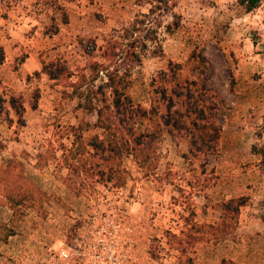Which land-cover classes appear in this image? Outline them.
I'll return each instance as SVG.
<instances>
[{
	"label": "rangeland",
	"instance_id": "rangeland-1",
	"mask_svg": "<svg viewBox=\"0 0 264 264\" xmlns=\"http://www.w3.org/2000/svg\"><path fill=\"white\" fill-rule=\"evenodd\" d=\"M59 1L66 24L44 0H0V169L7 165L25 198L12 207L0 181V264H264V174L251 151L264 136V0L249 11L242 0H168L162 15L148 12L151 0ZM144 13L156 40L128 67L133 100L147 105L150 79L169 61L182 65L196 52L204 61L198 65L209 66L202 75L221 101V135L207 185L201 162L183 158L187 142L165 133L154 171L126 157L118 187L104 181L105 164L96 175L89 146L87 154L66 151L74 147L73 127L96 121L78 106L72 83L92 61L107 63L99 47ZM51 18L55 34L46 33ZM48 63L66 65L73 76L50 79ZM12 96L24 107L21 117ZM98 133L89 126L82 142ZM238 197L246 204L226 218L223 202ZM191 212L202 226L194 235L203 239L187 249L191 261L180 263L169 234L190 231Z\"/></svg>",
	"mask_w": 264,
	"mask_h": 264
},
{
	"label": "trees",
	"instance_id": "trees-1",
	"mask_svg": "<svg viewBox=\"0 0 264 264\" xmlns=\"http://www.w3.org/2000/svg\"><path fill=\"white\" fill-rule=\"evenodd\" d=\"M261 1L242 0V4L246 11H249L257 7ZM150 4L151 8L148 11L150 13L155 9L162 15L170 8L168 0H151ZM44 6H52L59 11L61 23L68 22V15L59 0H44ZM139 16L128 27L117 32L115 37L108 39L106 45L99 47L102 51L101 57L108 62L92 61L89 73H81L77 76V82L72 83V93L79 98L78 106L89 113H94L96 121L93 124L86 122L76 128L73 127L75 132H78L75 134L74 147L66 151L75 155L87 154L89 146L93 152L88 154L93 160L95 157L98 158L94 164L97 169L96 175H104L105 170L101 166L105 164L107 175L104 181L118 187L126 181L120 168L126 157H131L138 168H146V172L154 171L157 161L156 143L161 134L165 133L187 142L189 150L183 158L190 166H193L195 161L201 162V173L205 175L203 180L207 185L212 180L214 171L210 170L208 173L206 167L209 157L218 154V141L221 135V126L218 122L221 101L216 92L207 86L208 78L202 75V70L208 72L209 66L198 65L204 61L200 54H195L196 52L191 53L185 64L169 61L164 70L151 77L147 105L133 100L128 92L131 76L128 67L132 63L140 62L141 55L148 49V44L156 40L154 36L156 28L151 27L149 14ZM51 23L46 25V33L55 34L59 30L58 23L53 18ZM4 60L5 50L0 41V65ZM189 64L193 65L191 69H187ZM54 66V63L43 66L50 79L57 80L64 75V78L73 76L66 65H56L55 69ZM9 102L14 112L21 117L24 107L18 97L12 96ZM89 126L99 129L101 133L94 135L85 143L82 142L83 132ZM258 135L261 141L254 143L251 151L258 156L260 170L264 174V136L262 133ZM154 174L156 173L152 176ZM9 176L11 177L6 165L0 169V181L4 197L14 207L21 204L25 198L21 188L15 185ZM188 185L191 188L194 186L191 181H188ZM35 191L40 193L37 189ZM246 199L247 197H238L224 201L222 206L226 218L230 216L229 214L236 217L240 207L246 204ZM35 202L37 201H32V207L35 206ZM193 217L194 213L191 212L190 217L185 218L186 224L190 225V231L187 233L181 231L182 236L169 234V246L178 252L180 263L191 261L186 255L187 249L203 239L200 235H194L202 226H198ZM192 229L195 230L193 233ZM152 255L157 257L153 252Z\"/></svg>",
	"mask_w": 264,
	"mask_h": 264
},
{
	"label": "built area",
	"instance_id": "built-area-1",
	"mask_svg": "<svg viewBox=\"0 0 264 264\" xmlns=\"http://www.w3.org/2000/svg\"><path fill=\"white\" fill-rule=\"evenodd\" d=\"M74 254H75L76 256H78L80 253H79V252H74ZM61 255H63L64 257H67V256H69V253H67L65 250H62V251H61Z\"/></svg>",
	"mask_w": 264,
	"mask_h": 264
}]
</instances>
